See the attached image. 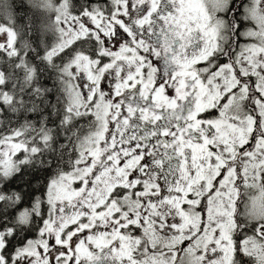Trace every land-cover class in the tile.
Instances as JSON below:
<instances>
[{
  "label": "snow or ice",
  "instance_id": "1",
  "mask_svg": "<svg viewBox=\"0 0 264 264\" xmlns=\"http://www.w3.org/2000/svg\"><path fill=\"white\" fill-rule=\"evenodd\" d=\"M0 264H264V0H0Z\"/></svg>",
  "mask_w": 264,
  "mask_h": 264
},
{
  "label": "trees",
  "instance_id": "2",
  "mask_svg": "<svg viewBox=\"0 0 264 264\" xmlns=\"http://www.w3.org/2000/svg\"><path fill=\"white\" fill-rule=\"evenodd\" d=\"M25 2L27 3V2H28V0H25ZM16 3L18 4V3H19V0H16Z\"/></svg>",
  "mask_w": 264,
  "mask_h": 264
},
{
  "label": "rangeland",
  "instance_id": "3",
  "mask_svg": "<svg viewBox=\"0 0 264 264\" xmlns=\"http://www.w3.org/2000/svg\"><path fill=\"white\" fill-rule=\"evenodd\" d=\"M185 243H187V242H185Z\"/></svg>",
  "mask_w": 264,
  "mask_h": 264
}]
</instances>
